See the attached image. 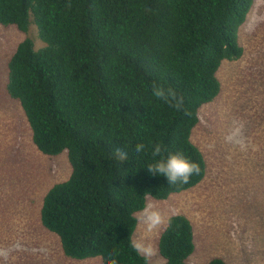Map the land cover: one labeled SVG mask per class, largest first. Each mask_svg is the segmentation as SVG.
<instances>
[{
	"label": "trees",
	"instance_id": "16d2710c",
	"mask_svg": "<svg viewBox=\"0 0 264 264\" xmlns=\"http://www.w3.org/2000/svg\"><path fill=\"white\" fill-rule=\"evenodd\" d=\"M252 3L0 0L1 24L28 34L35 23L44 41L39 49L31 37L19 42L7 89L21 102L37 148L49 156L68 152L71 175L47 191L41 208L43 226L59 236L66 257L100 256L107 264L113 253L120 264H145L131 248L133 213L146 193L165 200L205 178L206 158L192 134L201 107L221 92L222 62L244 54L241 25ZM154 82L182 97L183 110L153 96ZM155 144L164 158L180 153L198 163L200 174L174 185L151 174ZM116 148L129 160L116 159ZM194 230L185 213L171 214L158 241L163 264H187ZM207 264L227 262L216 256Z\"/></svg>",
	"mask_w": 264,
	"mask_h": 264
},
{
	"label": "rangeland",
	"instance_id": "374dc122",
	"mask_svg": "<svg viewBox=\"0 0 264 264\" xmlns=\"http://www.w3.org/2000/svg\"><path fill=\"white\" fill-rule=\"evenodd\" d=\"M29 30L0 23V248L19 241L27 249L8 261L0 258V264H103L100 256L66 257L59 236L41 222L45 194L70 177L72 166L67 151L49 156L37 148L21 102L7 89L8 64L19 42L28 36L35 48L44 46L38 26L32 23ZM240 42L243 56L222 62L221 92L201 107L192 134L206 158L205 178L153 200L161 210L185 213L194 222L195 251L187 264H207L216 256L227 264H264V24L251 33L242 28ZM233 121L245 124L247 152L225 142ZM162 230L154 237L158 253L152 264L164 262L158 248ZM40 248L46 251H32Z\"/></svg>",
	"mask_w": 264,
	"mask_h": 264
},
{
	"label": "clouds",
	"instance_id": "9594fccd",
	"mask_svg": "<svg viewBox=\"0 0 264 264\" xmlns=\"http://www.w3.org/2000/svg\"><path fill=\"white\" fill-rule=\"evenodd\" d=\"M264 0H253L250 8V12L246 14L245 20L241 27L246 32H254L261 24H264ZM152 94L158 100L164 102L169 107L174 108L176 111L183 110V98L178 97L176 92L171 88H165L163 85H152ZM187 116H191L192 113L185 111ZM245 124L242 121H233V126L228 134L224 137L225 142L238 146L242 152H247L250 143L244 135ZM145 149L144 144L136 145V152H142ZM163 151L161 144H155L151 146V153L153 157V163L147 166V170L153 175L165 176L171 185L181 183L187 184L190 178L195 174H200V166L198 163L191 162L183 154L176 153L171 154L167 158L161 156ZM116 159L120 162L129 160V154L122 148H116L114 150ZM160 157L159 159H156ZM230 159V157H229ZM146 201L145 205L139 211L133 213V218L137 224V232L131 234L130 243L131 248L145 260V264H152V259L158 253V249L154 243V237L158 233L166 228L171 223V214L168 211H163L160 207L153 202L150 193L144 195ZM27 250L24 249L19 241L12 244L9 247L0 248V258L4 261H8L10 256L15 251ZM33 252L40 251L45 252L46 249L40 248L32 249ZM111 257L107 259V264H120L117 256L118 254L110 253Z\"/></svg>",
	"mask_w": 264,
	"mask_h": 264
},
{
	"label": "crops",
	"instance_id": "0c3cea01",
	"mask_svg": "<svg viewBox=\"0 0 264 264\" xmlns=\"http://www.w3.org/2000/svg\"><path fill=\"white\" fill-rule=\"evenodd\" d=\"M26 220H27V217H25V219H24V221H25V227H26ZM21 231H22V229H21Z\"/></svg>",
	"mask_w": 264,
	"mask_h": 264
}]
</instances>
